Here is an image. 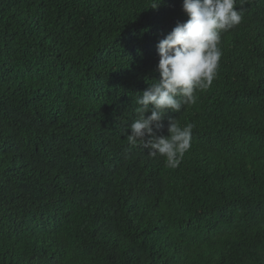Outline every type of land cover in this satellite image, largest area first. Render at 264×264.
I'll return each instance as SVG.
<instances>
[{"label": "trees", "instance_id": "trees-1", "mask_svg": "<svg viewBox=\"0 0 264 264\" xmlns=\"http://www.w3.org/2000/svg\"><path fill=\"white\" fill-rule=\"evenodd\" d=\"M236 8L170 168L124 132L182 0H0V264H264V0Z\"/></svg>", "mask_w": 264, "mask_h": 264}, {"label": "clouds", "instance_id": "clouds-1", "mask_svg": "<svg viewBox=\"0 0 264 264\" xmlns=\"http://www.w3.org/2000/svg\"><path fill=\"white\" fill-rule=\"evenodd\" d=\"M236 5L237 0H182L188 19L157 44L159 79L135 98L137 118L124 132L128 145L141 146L150 156L164 158L170 168L180 164L191 147L194 126L182 127L170 119L168 134L157 133L167 113L180 112L184 105L195 102V93L211 86L222 55L221 32L242 21V9L237 10ZM128 129L131 134H127Z\"/></svg>", "mask_w": 264, "mask_h": 264}]
</instances>
